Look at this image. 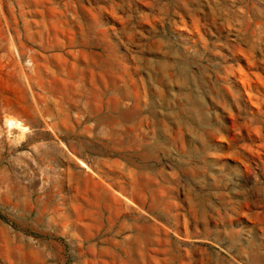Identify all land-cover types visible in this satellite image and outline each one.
Instances as JSON below:
<instances>
[{
  "label": "rangeland",
  "instance_id": "rangeland-1",
  "mask_svg": "<svg viewBox=\"0 0 264 264\" xmlns=\"http://www.w3.org/2000/svg\"><path fill=\"white\" fill-rule=\"evenodd\" d=\"M0 264H264V0H0Z\"/></svg>",
  "mask_w": 264,
  "mask_h": 264
},
{
  "label": "bare ground",
  "instance_id": "bare-ground-1",
  "mask_svg": "<svg viewBox=\"0 0 264 264\" xmlns=\"http://www.w3.org/2000/svg\"><path fill=\"white\" fill-rule=\"evenodd\" d=\"M20 125V123L19 122H15V121H11L10 120V122H9V126H11L12 128H14V127H18ZM26 129V128H25ZM80 163H82L81 161H80Z\"/></svg>",
  "mask_w": 264,
  "mask_h": 264
}]
</instances>
